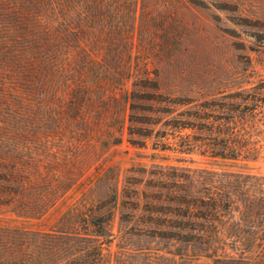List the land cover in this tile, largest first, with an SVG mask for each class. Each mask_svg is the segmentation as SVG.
<instances>
[{
	"label": "rangeland",
	"instance_id": "374dc122",
	"mask_svg": "<svg viewBox=\"0 0 264 264\" xmlns=\"http://www.w3.org/2000/svg\"><path fill=\"white\" fill-rule=\"evenodd\" d=\"M130 2L131 14L117 9L95 24L75 15L80 31L46 55L36 3L0 0V190L19 192H0V243L15 228L49 229L75 202L97 201L118 188L120 200L108 228L114 238L104 243L107 254L121 255L113 264H150L148 258L157 264H210L200 251L141 235L148 217L143 203L137 207L135 192L154 190L146 185L152 178L172 184V177L193 172L244 169L163 151L165 128L148 124L156 115L151 104L135 101V91L140 99L159 93L202 101L259 84L264 80V0ZM49 29L60 30L55 23ZM145 80L158 92L143 88ZM80 85L92 96L85 121L74 120L67 107ZM127 90L134 93L126 106ZM109 94L119 101L101 102ZM154 128L145 140L142 135ZM140 142L146 147L135 144ZM250 167L264 175V154ZM51 190L56 207L41 220L28 221L14 211L29 200L49 199L42 195Z\"/></svg>",
	"mask_w": 264,
	"mask_h": 264
},
{
	"label": "trees",
	"instance_id": "16d2710c",
	"mask_svg": "<svg viewBox=\"0 0 264 264\" xmlns=\"http://www.w3.org/2000/svg\"><path fill=\"white\" fill-rule=\"evenodd\" d=\"M27 2L36 3L42 17V41L49 47L46 55L51 50L55 52L53 48L60 40L66 41L80 31L78 26L74 27L75 15L80 14L83 22L95 24L117 9H127L131 14L133 7L130 0ZM50 23L60 30L51 31ZM142 82L143 88L158 90L151 80ZM133 93L126 91V106ZM136 94L135 91V101L148 102L149 110L156 115L155 122L148 124L165 128L163 151L198 154L225 166L241 165L244 169L204 170L197 175L193 172L186 177H172V184H167V178H152L146 185L149 189L156 187L154 190L135 192L137 207L143 203L148 217L144 222L147 228L141 235L175 241L187 249L200 251L201 256L212 260L210 264H264V175L252 172L254 168L250 167L264 154V80L250 89L223 92L202 101L164 97L159 93H148L140 99ZM100 100L119 101L116 94ZM91 103L89 87L80 85L71 92L68 111L74 120L85 121L84 110ZM177 107L186 110L178 112ZM155 128L142 135L145 140L153 137ZM135 144L146 147V142ZM0 192L19 193L11 187H3ZM53 193L51 190L42 195L47 200L42 197L39 202L29 200L14 211L28 221L41 220L56 207ZM119 200V189L110 188L103 199H83L72 204L49 229H13L8 241L0 243V250L4 251L0 252V264H113L121 255L115 254L113 258V253L107 254L104 243L114 238L108 228ZM147 262L157 264L150 258Z\"/></svg>",
	"mask_w": 264,
	"mask_h": 264
}]
</instances>
